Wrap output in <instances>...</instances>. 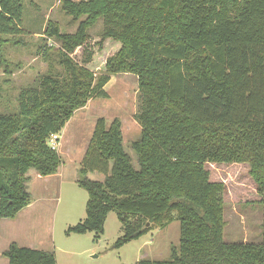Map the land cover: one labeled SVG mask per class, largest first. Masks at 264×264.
<instances>
[{
  "label": "trees",
  "instance_id": "16d2710c",
  "mask_svg": "<svg viewBox=\"0 0 264 264\" xmlns=\"http://www.w3.org/2000/svg\"><path fill=\"white\" fill-rule=\"evenodd\" d=\"M25 0H0V35L23 31ZM75 34L46 31L60 45L62 75L23 90L16 113L0 112V219L31 203L28 172L56 174L63 160L50 145L76 111L108 99L112 75L138 77L141 136L124 146L122 122L97 119L80 165L78 185L89 198L86 217L66 234L101 236L116 212L121 248L167 227L177 212L179 248L165 261L136 264H264L263 241L224 240L225 185L208 164L248 163L264 194V0H62ZM103 19L95 41L88 29ZM97 71H102L97 75ZM105 175L104 181L88 177ZM264 203V197L263 201ZM151 223V224H150ZM9 264H58L54 253L13 243Z\"/></svg>",
  "mask_w": 264,
  "mask_h": 264
},
{
  "label": "rangeland",
  "instance_id": "374dc122",
  "mask_svg": "<svg viewBox=\"0 0 264 264\" xmlns=\"http://www.w3.org/2000/svg\"><path fill=\"white\" fill-rule=\"evenodd\" d=\"M87 17L83 15L75 19L67 14L62 0L24 1V32L20 35H0V112L16 113L18 98L23 90L39 88L44 76L64 74L59 57L60 45L54 38L48 37L46 31L54 24L62 34H75ZM103 28V19L99 18L88 29L93 41L102 34ZM102 73L97 71V75ZM106 91L109 98L91 100L92 108L86 116L96 122L104 117L108 124L119 118L125 149L138 168L137 156L132 149L133 143L141 136V126L135 119L139 110L138 77L130 73L112 75ZM90 122L91 119L87 124ZM207 168L212 181L225 185L222 194L225 206L224 240L228 243H262L264 194L250 164H208ZM88 177L95 181L105 180V175L97 171L89 173ZM76 189L78 195L63 192L53 196V211H57V220L52 232L59 264H136L145 259L165 261L171 259L174 248H179L181 226L177 212L170 215L174 221L167 227L154 225L146 235L121 248L116 247V243L124 231L116 212L109 214L101 236L93 232L67 235V213L71 209L79 212L80 218L86 217L88 193L77 186Z\"/></svg>",
  "mask_w": 264,
  "mask_h": 264
},
{
  "label": "crops",
  "instance_id": "0c3cea01",
  "mask_svg": "<svg viewBox=\"0 0 264 264\" xmlns=\"http://www.w3.org/2000/svg\"><path fill=\"white\" fill-rule=\"evenodd\" d=\"M90 108H92L91 101L84 108L76 111L60 134L56 149L63 162L58 172L50 176H42L31 169L27 174L26 184L32 198L30 205L14 219H0V264H9L4 253L13 243L20 247L54 253L59 264L54 252L56 243L52 232L53 224L57 220V211H53L55 200L53 196L63 192L66 194L71 192L72 196L78 195L76 186L81 188L78 185L80 165L89 148L96 125L93 118H89L91 122L87 124L89 119L86 112ZM67 214L69 217L66 220V227L74 225V221L79 222L84 219L80 218L81 214L73 209Z\"/></svg>",
  "mask_w": 264,
  "mask_h": 264
},
{
  "label": "built area",
  "instance_id": "2783aa9c",
  "mask_svg": "<svg viewBox=\"0 0 264 264\" xmlns=\"http://www.w3.org/2000/svg\"><path fill=\"white\" fill-rule=\"evenodd\" d=\"M59 141H60V134H53L50 138V145L54 148H57L58 147V144H59Z\"/></svg>",
  "mask_w": 264,
  "mask_h": 264
}]
</instances>
